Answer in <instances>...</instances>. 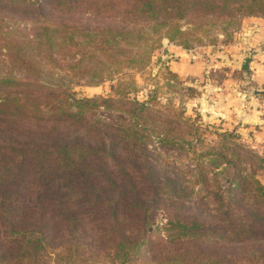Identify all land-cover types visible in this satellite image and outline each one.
<instances>
[{
    "label": "trees",
    "instance_id": "16d2710c",
    "mask_svg": "<svg viewBox=\"0 0 264 264\" xmlns=\"http://www.w3.org/2000/svg\"><path fill=\"white\" fill-rule=\"evenodd\" d=\"M48 1L58 6L57 22L44 18L31 38L0 43L7 56L0 60V135L9 137L0 140V264H71L84 246L102 251L107 244L123 264L136 232L149 231L157 206L167 210L164 231L180 237L198 225L182 223L174 206L182 194L179 179L159 172L147 146L157 139L183 148L178 143L190 127L187 119L153 107L158 88L143 101L130 97L132 74L148 65L163 38H179L187 48L213 41L212 28L228 37L236 15L264 17V0H101L100 7L95 0ZM72 11L79 19H69ZM98 16L102 21L88 23ZM66 75L93 86L116 84L106 96L77 98L64 88ZM192 129L189 134L197 135ZM12 135L24 140L11 143ZM242 180L235 175L212 201L227 211L245 197L264 199L257 181L246 189ZM132 218L134 231L124 227ZM258 221L234 229L240 237L234 242L259 236L264 222Z\"/></svg>",
    "mask_w": 264,
    "mask_h": 264
},
{
    "label": "rangeland",
    "instance_id": "374dc122",
    "mask_svg": "<svg viewBox=\"0 0 264 264\" xmlns=\"http://www.w3.org/2000/svg\"><path fill=\"white\" fill-rule=\"evenodd\" d=\"M95 1L100 7L101 0ZM90 7L87 11H94ZM57 9L48 0H0V43L1 39L31 38L44 18L57 22ZM73 12L68 13L69 19H79ZM83 17L82 23L88 14ZM99 17L87 21H102ZM65 18L62 15L61 19ZM236 19V24L227 28L228 37L212 28L213 41L192 42L187 48L178 44L179 38H163L150 53L148 65L132 74L136 91L130 97L143 101L158 88L153 107L173 113L180 121L187 119L190 127L184 129V140L178 143L183 148L159 144L157 139L150 140L147 146L159 172L179 179L182 194L179 205L174 206L180 211L182 223L191 227L196 221L198 225L192 230L184 229L180 237L175 230L164 231L163 214L167 210L164 205L157 206L154 221L149 219V231L142 236L136 232L123 264H264V237H260L264 236V224L263 230L256 229L259 236L244 234L243 244L235 243L240 237L233 235L234 229L257 226L258 219L264 222V199L246 201L245 197L246 203L230 205L226 211V204L215 203L211 198L218 187L233 185L235 175L243 177L240 185L246 189L252 187V179L264 188V17L244 13L236 15ZM182 22L178 23L183 29L186 24ZM247 56L248 69L243 70L241 62ZM0 60H7L4 49H0ZM66 77L63 87L77 98L106 96L116 84L114 79L93 86L84 79ZM53 81L48 82L51 92L57 88ZM40 95L35 94L41 98ZM168 119L175 118L169 115ZM192 128L197 135L189 134ZM6 138L9 137L0 135V140ZM23 140L12 135L11 143ZM244 177L249 186L244 184ZM253 189L257 191L255 185ZM133 220H126L124 227L137 229ZM111 247L107 244L98 251L84 246L83 254L71 264H118L113 258L116 251Z\"/></svg>",
    "mask_w": 264,
    "mask_h": 264
},
{
    "label": "water",
    "instance_id": "95a60500",
    "mask_svg": "<svg viewBox=\"0 0 264 264\" xmlns=\"http://www.w3.org/2000/svg\"><path fill=\"white\" fill-rule=\"evenodd\" d=\"M249 61H250V56H247L243 59V61L241 62V68L243 70H246L248 69V64H249Z\"/></svg>",
    "mask_w": 264,
    "mask_h": 264
}]
</instances>
